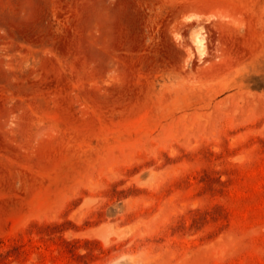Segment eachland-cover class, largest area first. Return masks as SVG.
Wrapping results in <instances>:
<instances>
[{"label": "rangeland", "instance_id": "obj_1", "mask_svg": "<svg viewBox=\"0 0 264 264\" xmlns=\"http://www.w3.org/2000/svg\"><path fill=\"white\" fill-rule=\"evenodd\" d=\"M0 264H264V0H0Z\"/></svg>", "mask_w": 264, "mask_h": 264}, {"label": "bare ground", "instance_id": "obj_2", "mask_svg": "<svg viewBox=\"0 0 264 264\" xmlns=\"http://www.w3.org/2000/svg\"><path fill=\"white\" fill-rule=\"evenodd\" d=\"M199 29V28H198ZM197 29V30H198ZM196 30V31H197ZM194 33V32H193ZM193 35V34H192ZM204 35L205 34H203V32L202 31H200V30H198L196 33H195V35H193V36H195V41H196V43H197V50L199 51V52H201L200 54H203L204 52H205V42H206V40H205V38H204ZM193 38V37H192ZM207 38V37H206ZM199 56V55H198ZM200 57V56H199Z\"/></svg>", "mask_w": 264, "mask_h": 264}]
</instances>
